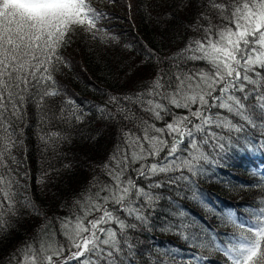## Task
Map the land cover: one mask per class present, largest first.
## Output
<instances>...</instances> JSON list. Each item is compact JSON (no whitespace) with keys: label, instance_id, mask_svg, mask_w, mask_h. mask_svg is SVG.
Here are the masks:
<instances>
[{"label":"snow or ice","instance_id":"1","mask_svg":"<svg viewBox=\"0 0 264 264\" xmlns=\"http://www.w3.org/2000/svg\"><path fill=\"white\" fill-rule=\"evenodd\" d=\"M199 7L193 28L202 36L190 41L182 58L207 67L176 65L175 72H158L143 93L123 98L135 106L119 108L133 128L104 164L109 180L97 181L96 191L77 200L82 214L74 222H61L67 245L46 239L45 232L14 256L16 264H132L135 234L150 226L146 209L162 198L154 189L179 181L195 188L193 177L205 172L201 161L222 162L238 147L264 150V0H199ZM100 15L89 0H0V237L12 229L18 204L38 213L31 201L18 199L16 122L37 97L41 108L59 95L54 73L67 67L60 49L76 27L95 37ZM175 172L180 175H169ZM249 214L245 221L226 210L221 221L236 231L224 239L195 220L182 223L177 235L190 247L222 253L226 264H264V207ZM198 224L200 231L192 232ZM178 251H159L153 264H169Z\"/></svg>","mask_w":264,"mask_h":264},{"label":"trees","instance_id":"2","mask_svg":"<svg viewBox=\"0 0 264 264\" xmlns=\"http://www.w3.org/2000/svg\"><path fill=\"white\" fill-rule=\"evenodd\" d=\"M89 3L101 14L96 22L99 31L93 37L75 28L71 42L60 49L67 67L60 65L54 73L59 95L46 98L41 108L37 97L26 105L23 122H16L14 139L18 143L12 154L20 162L15 177L20 181L18 199L31 201L38 213L17 205L12 229L0 237V264H16L14 256L19 257L26 244L38 241L45 232L46 239L67 245L61 222H74L82 214L77 200L96 191L97 181L103 184L109 180L104 164L121 144L123 133L133 128L119 113L121 105L135 108L124 97L143 93L158 72H175L176 65L185 70L207 67L204 61L182 58L190 41L202 36L193 28L202 10L199 0ZM110 97H116L117 102H111ZM76 116L82 120L77 121ZM155 124L163 127L164 121ZM216 160L201 161L205 172L193 177L195 188L179 181L153 190L162 198L146 209L150 226L135 234L138 254L132 264H153L157 253L168 249H179L169 264H226L222 253L190 247L177 232L182 223L195 220L208 225L219 240L236 231L221 221L226 210L251 220L249 210L264 207V150L238 147L222 162ZM169 226H174L171 231ZM190 230L199 232V224ZM64 255H70L67 247Z\"/></svg>","mask_w":264,"mask_h":264}]
</instances>
